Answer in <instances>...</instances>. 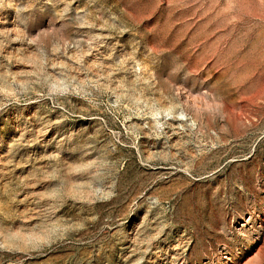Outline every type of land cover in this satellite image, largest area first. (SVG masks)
Masks as SVG:
<instances>
[{"label": "rangeland", "instance_id": "374dc122", "mask_svg": "<svg viewBox=\"0 0 264 264\" xmlns=\"http://www.w3.org/2000/svg\"><path fill=\"white\" fill-rule=\"evenodd\" d=\"M0 264H264V0H0Z\"/></svg>", "mask_w": 264, "mask_h": 264}]
</instances>
